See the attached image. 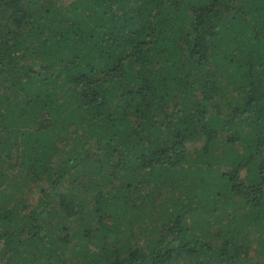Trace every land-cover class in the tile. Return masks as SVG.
Returning a JSON list of instances; mask_svg holds the SVG:
<instances>
[{"label":"trees","instance_id":"1","mask_svg":"<svg viewBox=\"0 0 264 264\" xmlns=\"http://www.w3.org/2000/svg\"><path fill=\"white\" fill-rule=\"evenodd\" d=\"M58 1L0 0V264H264V0Z\"/></svg>","mask_w":264,"mask_h":264},{"label":"rangeland","instance_id":"2","mask_svg":"<svg viewBox=\"0 0 264 264\" xmlns=\"http://www.w3.org/2000/svg\"><path fill=\"white\" fill-rule=\"evenodd\" d=\"M43 1H45V0H43ZM56 1H57V0H56ZM69 1H70V0H59L58 2H61V3H64V4H65V3H68ZM36 2H37V4H38V3H41L42 0H40V1H39V0H36ZM37 7H38V5H37ZM202 144H203V142H202V143L199 142V143H197V146H200V147H201ZM193 147H194V146H193ZM28 199L30 200V198H28ZM253 245L256 246V243H253Z\"/></svg>","mask_w":264,"mask_h":264}]
</instances>
